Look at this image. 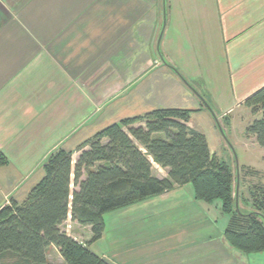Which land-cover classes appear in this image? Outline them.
I'll list each match as a JSON object with an SVG mask.
<instances>
[{
    "label": "crops",
    "instance_id": "obj_1",
    "mask_svg": "<svg viewBox=\"0 0 264 264\" xmlns=\"http://www.w3.org/2000/svg\"><path fill=\"white\" fill-rule=\"evenodd\" d=\"M263 88L264 0H0V209L27 200L56 150L75 163L106 128L156 110L191 111L218 159V127L244 116L258 145L247 101ZM213 204L187 184L106 214L97 242L61 228L86 230L72 238L111 264H228L230 216L219 225ZM47 257L65 264L54 246Z\"/></svg>",
    "mask_w": 264,
    "mask_h": 264
},
{
    "label": "trees",
    "instance_id": "obj_2",
    "mask_svg": "<svg viewBox=\"0 0 264 264\" xmlns=\"http://www.w3.org/2000/svg\"><path fill=\"white\" fill-rule=\"evenodd\" d=\"M247 105L261 115L247 134L264 151V88ZM191 114L161 109L110 126L87 149H79L75 163L72 152L52 153L43 179L27 200L0 209V264H53L47 257L51 246L65 264H111L61 227L68 220L90 227L91 243L97 242L104 234L106 214L187 184L194 188L196 200L221 202L222 212L230 216L224 238L231 248L264 253V186L253 188L254 196L261 197L250 201L253 212L244 213L230 165L212 156L206 136L188 126ZM7 163L0 150V167ZM154 163L169 169L168 178L154 176Z\"/></svg>",
    "mask_w": 264,
    "mask_h": 264
},
{
    "label": "rangeland",
    "instance_id": "obj_3",
    "mask_svg": "<svg viewBox=\"0 0 264 264\" xmlns=\"http://www.w3.org/2000/svg\"><path fill=\"white\" fill-rule=\"evenodd\" d=\"M253 103H255L258 107H261L255 101H253ZM252 105L254 106V104ZM243 112L244 110L236 114L238 121L242 120L240 118L245 115ZM256 118H259V116H256L255 119ZM250 119L251 118L249 116H244L243 122L239 121L236 128L233 127L231 130H229L227 126L222 125L221 128L224 134L221 132L220 127L217 129V134L220 138L217 156L220 159L226 160V162H228L231 166V169L234 173V191H238L239 201L244 200L243 204L239 203V207L244 213L253 212L254 209L250 206V201H253L256 198L259 199L261 197L260 194H255L256 196H254V192H252L253 188H255L256 185L264 186V151L257 144H253L251 138L246 137V132L243 127L244 124H246V122H248ZM224 135L227 136L228 140H226ZM227 141L230 142L231 145ZM251 165L258 167L259 170H261L259 171L260 175H252L253 173L250 170L251 168L248 167ZM234 195H236L235 192ZM212 207L214 213H216L220 220L219 225H221L222 222L229 220V216L222 213L219 201L215 202ZM216 208H219L218 212L216 211ZM64 229L65 232L69 234V236L78 238L80 241L83 240L80 235H84V231H86L82 230V233L77 235L75 234L74 230L67 229V225L64 227ZM149 231L152 233V229H149ZM230 251L231 254L227 258L229 260L228 264H264V253L245 254L231 248ZM55 257L56 255H50L49 258L52 262L56 263L57 260Z\"/></svg>",
    "mask_w": 264,
    "mask_h": 264
},
{
    "label": "water",
    "instance_id": "obj_4",
    "mask_svg": "<svg viewBox=\"0 0 264 264\" xmlns=\"http://www.w3.org/2000/svg\"><path fill=\"white\" fill-rule=\"evenodd\" d=\"M220 130H221V132L223 133V130H222V128L220 127ZM224 134V133H223ZM238 204V203H237Z\"/></svg>",
    "mask_w": 264,
    "mask_h": 264
}]
</instances>
